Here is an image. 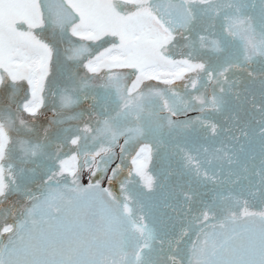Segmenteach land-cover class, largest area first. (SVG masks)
Returning <instances> with one entry per match:
<instances>
[{
	"label": "snow or ice",
	"instance_id": "1",
	"mask_svg": "<svg viewBox=\"0 0 264 264\" xmlns=\"http://www.w3.org/2000/svg\"><path fill=\"white\" fill-rule=\"evenodd\" d=\"M0 264H264V0H0Z\"/></svg>",
	"mask_w": 264,
	"mask_h": 264
},
{
	"label": "rangeland",
	"instance_id": "2",
	"mask_svg": "<svg viewBox=\"0 0 264 264\" xmlns=\"http://www.w3.org/2000/svg\"><path fill=\"white\" fill-rule=\"evenodd\" d=\"M24 27H26V25ZM84 182H87V177L86 176H85Z\"/></svg>",
	"mask_w": 264,
	"mask_h": 264
},
{
	"label": "flooded vegetation",
	"instance_id": "3",
	"mask_svg": "<svg viewBox=\"0 0 264 264\" xmlns=\"http://www.w3.org/2000/svg\"><path fill=\"white\" fill-rule=\"evenodd\" d=\"M84 183H87V182H84Z\"/></svg>",
	"mask_w": 264,
	"mask_h": 264
}]
</instances>
